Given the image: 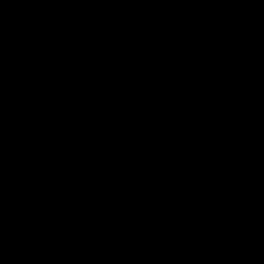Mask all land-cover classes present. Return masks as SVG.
Masks as SVG:
<instances>
[{
    "label": "water",
    "instance_id": "obj_1",
    "mask_svg": "<svg viewBox=\"0 0 264 264\" xmlns=\"http://www.w3.org/2000/svg\"><path fill=\"white\" fill-rule=\"evenodd\" d=\"M0 264H264V0H0Z\"/></svg>",
    "mask_w": 264,
    "mask_h": 264
}]
</instances>
